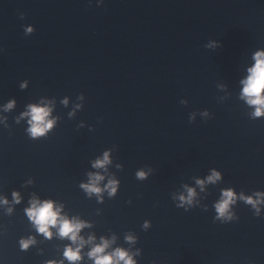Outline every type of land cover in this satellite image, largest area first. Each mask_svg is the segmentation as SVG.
Segmentation results:
<instances>
[{
    "label": "water",
    "instance_id": "95a60500",
    "mask_svg": "<svg viewBox=\"0 0 264 264\" xmlns=\"http://www.w3.org/2000/svg\"><path fill=\"white\" fill-rule=\"evenodd\" d=\"M262 49L264 0H0V109L16 101L0 112V195L23 197L12 215L0 209L4 264H45L70 243L35 232L24 213L33 195L92 223L85 237L139 250V264H264V216L240 202L238 221L214 220L222 190L264 192V119L239 98ZM41 101L59 119L32 140L16 120ZM106 151L107 173L92 167ZM213 169L222 181L201 192L196 180ZM90 172L106 177L101 186L118 179L117 196L89 198L80 185ZM186 185L197 192L188 212L177 208ZM28 236L38 243L22 252Z\"/></svg>",
    "mask_w": 264,
    "mask_h": 264
},
{
    "label": "clouds",
    "instance_id": "9594fccd",
    "mask_svg": "<svg viewBox=\"0 0 264 264\" xmlns=\"http://www.w3.org/2000/svg\"><path fill=\"white\" fill-rule=\"evenodd\" d=\"M97 6H102L104 0H96ZM21 18H24L23 16ZM25 34L31 36L36 31L34 26H27ZM254 63L247 68L246 78L241 80L242 88L240 90V100L243 101L250 111V118L253 120L264 119V49L254 53L252 57ZM28 87V82L24 81L21 88ZM80 100L84 96L79 97ZM68 105L69 101H63ZM186 103V101H183ZM16 107V101L8 102L0 112L7 113ZM82 105H76V109L81 108ZM54 109L51 102L41 101L39 105H28L27 110L17 118L16 123L27 119L28 127L26 128L27 135L32 140H40L46 138L56 127L58 117L52 115ZM70 118L75 115V111L69 114ZM204 115L211 118L210 114L205 111ZM193 117L192 119H194ZM0 123L8 127L7 117L0 114ZM83 126V125H81ZM112 164L111 151H106L102 158H98L92 163V167L100 170L103 169L105 173L108 172V166ZM121 168V165H117ZM151 170H139L136 172L138 180H147ZM89 180L87 183L80 185L81 189L91 198L95 195L100 203H103L104 194L107 193L109 198L117 196L120 181L114 176L108 179L107 184L101 186L105 180V176L99 172H90L88 174ZM223 176L220 171L213 169L211 174L206 179L196 180L200 191H205L206 185L216 184L222 181ZM29 184L33 183L31 179ZM187 195L181 194L178 199L177 208H182L188 212L194 206L197 192L195 188L185 186ZM23 202V197L20 192L14 191L12 199L9 200L7 196L0 195V209H3L7 215H12L15 211V206ZM243 202L251 207L256 217L264 216V192L256 191L252 195H246L244 192H237L234 189H224L221 193V199L214 204L216 215L214 220L223 224H229L239 220L237 214L233 211L234 206ZM30 207L24 209L29 222L33 226L35 232L42 235L46 240L59 238L67 240L70 243L63 248L62 257L57 259H48L45 264H86L91 261L92 264H139L136 257L140 255V251L135 252L125 249L123 247H114L117 243V238L113 236L111 239L101 236L97 237L95 233H91L86 237L82 235L85 229H91L93 224L89 221L83 220L78 216H69L64 213V205L58 204L54 200H41L39 197L33 195L29 201ZM144 229L151 227L150 221H145ZM125 240L131 245L137 243V237L129 233ZM35 236L23 237L19 240V248L22 252H28L32 247L37 245ZM87 251L85 252V249ZM43 255V251L40 253ZM0 264H4V260L0 258Z\"/></svg>",
    "mask_w": 264,
    "mask_h": 264
}]
</instances>
